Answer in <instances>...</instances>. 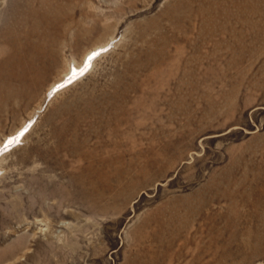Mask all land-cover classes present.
Returning a JSON list of instances; mask_svg holds the SVG:
<instances>
[{
	"label": "rangeland",
	"instance_id": "rangeland-1",
	"mask_svg": "<svg viewBox=\"0 0 264 264\" xmlns=\"http://www.w3.org/2000/svg\"><path fill=\"white\" fill-rule=\"evenodd\" d=\"M40 2L0 0V65ZM61 29L0 80V264H264V0H45Z\"/></svg>",
	"mask_w": 264,
	"mask_h": 264
},
{
	"label": "bare ground",
	"instance_id": "bare-ground-1",
	"mask_svg": "<svg viewBox=\"0 0 264 264\" xmlns=\"http://www.w3.org/2000/svg\"><path fill=\"white\" fill-rule=\"evenodd\" d=\"M40 1L41 2L39 5H41V4L44 5V17L42 19L41 25L39 26L40 30L38 32L35 31L34 29H32V30H28L25 33L26 38L29 39L28 51L25 54V56L22 55L23 51L20 50V46L15 45V43H14L15 37H17V38L20 37V35L22 33V30H18V26H17V24H20L17 22L20 21L19 18H20L22 13L18 10V8H16L14 10V12H12L10 14L12 16V20H14L15 23H14L13 28H11L13 25V24H11V26L7 30L8 32H5V33H7V36L11 34L10 37L7 40H5V42L8 44L9 47L14 48L13 52L15 53V56L13 54H12V56H14L15 58H13L10 62L4 61L1 63V65H0V69H1L0 70V80H1V78H3V71H4L5 67L11 65L10 69L12 70L13 73L11 74L12 76H9V78L10 79L12 78L16 82V84L18 81L19 82L21 81L22 77H23L22 80H25L23 83L26 86H28V84L30 83V82H28L29 80H32L35 83V81H37V79H39V78H42L44 73H45V72H43V71H45V61H48V62L51 61L53 63H57V61L61 57L60 55L64 52V51H62V49H63L62 43L59 42V35L65 36L64 30H62V29L58 30L57 33L55 32V34L49 39L45 38V0H40ZM2 38L4 40V37H2ZM34 39L37 40L36 41L37 43H35V42L32 43V41H34ZM70 41L71 40H68L67 43H69ZM45 48H47V50L49 49L46 53H45ZM5 60H7V59H5ZM23 61H25V62H23ZM23 65L25 66V69H23L24 72L20 73L21 67ZM68 74H70V72ZM0 96H2V94ZM2 101L4 102L3 97H0V102H1L0 106H2V104H3ZM10 106L12 107V111L9 110V111H6L5 113L3 110L0 111V125L5 124V117L8 116V114L12 115L17 110H19L18 104L17 105L11 104ZM138 160L141 161L140 159H137L135 161H138Z\"/></svg>",
	"mask_w": 264,
	"mask_h": 264
},
{
	"label": "snow or ice",
	"instance_id": "snow-or-ice-1",
	"mask_svg": "<svg viewBox=\"0 0 264 264\" xmlns=\"http://www.w3.org/2000/svg\"><path fill=\"white\" fill-rule=\"evenodd\" d=\"M95 55H96V53H93V56H95ZM91 58L92 57H89V59H91ZM58 87H63V85H59ZM22 135H23V133H20V136H22ZM19 138H20L19 136L13 137V140L18 143L19 142ZM12 142L13 141L10 140L8 143L11 144ZM5 147H7V145H5Z\"/></svg>",
	"mask_w": 264,
	"mask_h": 264
}]
</instances>
